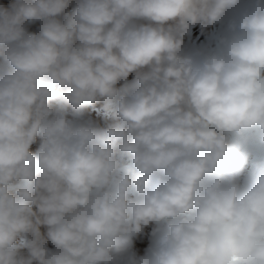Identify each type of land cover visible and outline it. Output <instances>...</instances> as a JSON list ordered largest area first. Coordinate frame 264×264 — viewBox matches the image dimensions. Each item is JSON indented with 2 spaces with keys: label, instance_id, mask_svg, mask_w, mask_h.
<instances>
[{
  "label": "clouds",
  "instance_id": "obj_1",
  "mask_svg": "<svg viewBox=\"0 0 264 264\" xmlns=\"http://www.w3.org/2000/svg\"><path fill=\"white\" fill-rule=\"evenodd\" d=\"M0 264H264V0L0 2Z\"/></svg>",
  "mask_w": 264,
  "mask_h": 264
},
{
  "label": "rangeland",
  "instance_id": "obj_2",
  "mask_svg": "<svg viewBox=\"0 0 264 264\" xmlns=\"http://www.w3.org/2000/svg\"><path fill=\"white\" fill-rule=\"evenodd\" d=\"M0 2L7 3L8 0H0ZM71 10H72V6H70L69 8V11ZM35 27H36L35 24L30 25L29 31L35 30ZM220 27H221L220 25H216L215 27L210 28L208 30V35H202L199 31L198 26L194 28L191 36L186 37V51H195L197 49H204V48H209V49L214 48L217 35L220 31ZM129 80L131 81V77L129 78ZM90 112H91V116L96 119H101L105 116V113L100 105H97L96 108L91 109ZM35 147L36 146L34 145L33 148ZM151 227L152 226H149L147 229H145V231L150 232ZM144 238L145 239H143L140 242L141 247H144L148 244L147 236H145Z\"/></svg>",
  "mask_w": 264,
  "mask_h": 264
},
{
  "label": "bare ground",
  "instance_id": "obj_3",
  "mask_svg": "<svg viewBox=\"0 0 264 264\" xmlns=\"http://www.w3.org/2000/svg\"><path fill=\"white\" fill-rule=\"evenodd\" d=\"M143 239H145V238H143Z\"/></svg>",
  "mask_w": 264,
  "mask_h": 264
}]
</instances>
